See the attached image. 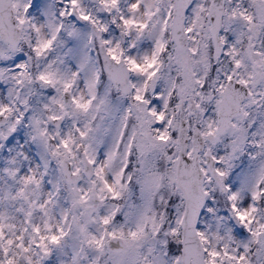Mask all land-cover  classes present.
<instances>
[{
	"label": "snow or ice",
	"instance_id": "1",
	"mask_svg": "<svg viewBox=\"0 0 264 264\" xmlns=\"http://www.w3.org/2000/svg\"><path fill=\"white\" fill-rule=\"evenodd\" d=\"M0 264H264V0H0Z\"/></svg>",
	"mask_w": 264,
	"mask_h": 264
}]
</instances>
